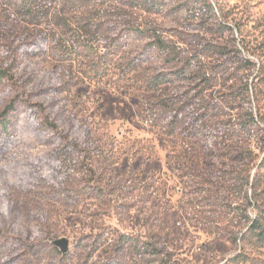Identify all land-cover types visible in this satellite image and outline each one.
<instances>
[{
	"label": "rangeland",
	"instance_id": "obj_1",
	"mask_svg": "<svg viewBox=\"0 0 264 264\" xmlns=\"http://www.w3.org/2000/svg\"><path fill=\"white\" fill-rule=\"evenodd\" d=\"M62 2L67 32L0 0V264L264 263V0ZM196 104L214 134L170 133ZM45 161L59 178L25 190Z\"/></svg>",
	"mask_w": 264,
	"mask_h": 264
},
{
	"label": "trees",
	"instance_id": "obj_2",
	"mask_svg": "<svg viewBox=\"0 0 264 264\" xmlns=\"http://www.w3.org/2000/svg\"><path fill=\"white\" fill-rule=\"evenodd\" d=\"M106 1H121V0H106ZM128 2L130 6H140L142 9H145L148 12H153L157 10L165 0H124ZM22 5L20 6V12H22L28 19L32 22H39L40 18H43L47 21V24L56 26L59 28H65V32L71 31V27L67 21L64 19L58 18L57 15L68 13L67 6L64 5L62 0H21ZM157 6V7H156ZM63 20V21H62ZM62 21V22H60ZM78 28V23H74ZM264 30V25H260ZM88 27L80 26V33L85 36H93L91 35V31L87 30ZM222 54V53H220ZM190 65V64H189ZM7 77L5 72L0 71V80H4ZM170 81L168 79H159L154 86L159 84H169ZM190 108L194 106L189 104ZM187 105V106H189ZM197 105V104H196ZM196 107V106H195ZM169 108V107H168ZM199 111L202 109L204 113L201 116L193 117L191 113L185 110V107H179L178 110L171 112V121L169 122V131L170 133L175 132L176 130L180 135H186L190 137H195L203 132H208L211 136L214 134L209 125L203 122L204 116L207 114H214V108L209 104L197 105L196 107ZM193 110V109H192ZM13 102L10 103L7 107H5L4 111L0 113V127L4 133L7 132L8 128L15 126V121H13L14 114ZM170 120V119H169ZM23 124H24V120ZM43 124V123H42ZM31 125L24 124V129L22 136L28 139L29 131L33 128H42L43 125ZM178 126L180 129H178ZM59 163V162H58ZM48 164V165H46ZM46 167V170L49 171H38L37 168ZM32 169L27 170L25 176L22 177V184L24 185L25 190L35 189L40 185H49L53 186L56 180L59 178V174L61 171H58L57 164L55 166L54 162H35L32 166ZM248 237L252 239L254 245L264 243V227L258 223H253L250 226ZM129 246V247H128ZM130 250L131 253L141 256L142 249L137 245V242L133 239H125L122 238V246L118 250V252H124L126 248ZM125 249V250H124ZM33 250H36L34 248ZM145 250V249H143ZM58 253V252H57ZM61 257V254H59ZM66 256L62 255V259H65ZM244 259V257H243ZM243 259H240L242 261ZM261 264H264L260 262Z\"/></svg>",
	"mask_w": 264,
	"mask_h": 264
},
{
	"label": "water",
	"instance_id": "obj_3",
	"mask_svg": "<svg viewBox=\"0 0 264 264\" xmlns=\"http://www.w3.org/2000/svg\"><path fill=\"white\" fill-rule=\"evenodd\" d=\"M53 247L57 248L61 255H65L69 249V242L66 239H59L52 242Z\"/></svg>",
	"mask_w": 264,
	"mask_h": 264
}]
</instances>
